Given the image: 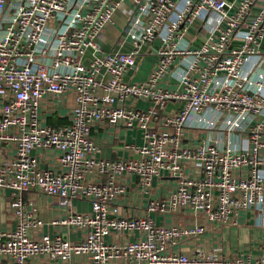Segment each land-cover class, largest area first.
<instances>
[{
    "label": "built area",
    "instance_id": "built-area-1",
    "mask_svg": "<svg viewBox=\"0 0 264 264\" xmlns=\"http://www.w3.org/2000/svg\"><path fill=\"white\" fill-rule=\"evenodd\" d=\"M124 1L0 0V194L13 192L14 222L0 227V259L264 264V252L174 249L205 225L158 224L148 214L189 208L212 225L249 220L264 230V0H130L118 42L131 48L105 51L98 35ZM144 47L156 60L146 78L129 80ZM67 92V122L49 123L46 102ZM97 123L138 128L142 142L129 158H104ZM124 175L145 193L160 176L176 185L129 216L116 203ZM28 189L57 198L66 211L50 223L81 238L40 232L22 198ZM75 199L90 209L74 210Z\"/></svg>",
    "mask_w": 264,
    "mask_h": 264
},
{
    "label": "crops",
    "instance_id": "crops-1",
    "mask_svg": "<svg viewBox=\"0 0 264 264\" xmlns=\"http://www.w3.org/2000/svg\"><path fill=\"white\" fill-rule=\"evenodd\" d=\"M132 9L130 0H125L115 10L112 20L106 24L98 35V41L105 51L123 50L131 48L129 42L119 44L118 38L123 31L127 17ZM142 54L137 58V65L125 73V77L132 81H140L146 78L156 56L146 53L144 47ZM63 101L56 104L57 99L52 98L45 106H53V112L47 115V121L56 124L67 122V116L74 104L72 92L63 96ZM139 106H145V102H139ZM50 123V122H49ZM55 124V125H56ZM93 141L100 146L98 155L104 158L118 159L132 156L133 147L142 142V134L138 128L120 127L113 128L107 124H94L92 127ZM124 184V191L118 195L117 202L122 211L129 216L145 214L146 203L151 198H162L169 193L176 185V179L167 175L154 178L148 192H142L137 184L136 176L124 175L120 178ZM13 198V192L2 190L0 194V227L8 228L14 225L9 202ZM24 203L28 208H35L38 216L43 221L40 232L50 235L64 234L72 241H78L83 231L66 228L63 225H53L50 221L53 218L64 215L66 208L59 204L57 198L40 193L35 189H28L22 193ZM72 207L78 212H87L90 209L89 200L75 199ZM158 224H181L191 225L202 223L205 230L199 236L188 237L174 246V249L182 252H192L196 248H202L209 252L217 248L222 254H239L242 256H257L264 252V230L252 224L251 221H242L237 225H212L205 221L202 216L194 214L189 208H181L177 211L165 213H148ZM141 236L135 232L131 238ZM107 241H114V235L106 237ZM0 264H7L6 260L0 259ZM26 264H93L85 254L75 255L69 262L51 261L44 256H32ZM125 264H133L127 262Z\"/></svg>",
    "mask_w": 264,
    "mask_h": 264
},
{
    "label": "trees",
    "instance_id": "trees-1",
    "mask_svg": "<svg viewBox=\"0 0 264 264\" xmlns=\"http://www.w3.org/2000/svg\"><path fill=\"white\" fill-rule=\"evenodd\" d=\"M50 123H52V124H56V123H53V122H51V121H49Z\"/></svg>",
    "mask_w": 264,
    "mask_h": 264
}]
</instances>
